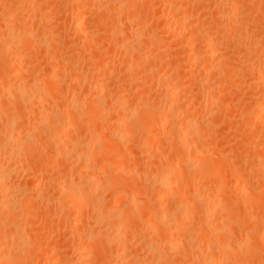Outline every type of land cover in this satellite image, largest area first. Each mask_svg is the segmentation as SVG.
<instances>
[{
	"label": "rangeland",
	"instance_id": "rangeland-1",
	"mask_svg": "<svg viewBox=\"0 0 264 264\" xmlns=\"http://www.w3.org/2000/svg\"><path fill=\"white\" fill-rule=\"evenodd\" d=\"M0 41V264H264V0H0Z\"/></svg>",
	"mask_w": 264,
	"mask_h": 264
},
{
	"label": "bare ground",
	"instance_id": "bare-ground-1",
	"mask_svg": "<svg viewBox=\"0 0 264 264\" xmlns=\"http://www.w3.org/2000/svg\"><path fill=\"white\" fill-rule=\"evenodd\" d=\"M107 1H109V0H107ZM110 1H111V0H110ZM111 3H112V2H111ZM119 3H121V2H119ZM114 4H117V5H118V3H115V2H114ZM124 4H125V3H123V5H124ZM120 5H121V4H120ZM113 7H117V6H114V5H113ZM121 7H122V6H121ZM123 7H124V6H123ZM123 7H122V8H123ZM122 8H121V9H122ZM115 9H116V8H114V13H115ZM117 9H118V11H120V10H119V7H118ZM124 10H126V9H124ZM121 11H122V10H121ZM112 13H113V12H112ZM117 16H118V15H117ZM113 17L116 18L115 16H113ZM119 19H120V18H119ZM116 20H117V19H116ZM120 20H121V19H120ZM114 21H115V20H114ZM114 21H113V19H112L111 22H114ZM115 22H116V21H115ZM118 23H119V22H118ZM123 26H124V25H123ZM118 28H119V27H118ZM111 29H112V27H111ZM121 29H122V28H121ZM121 29H120V30H121ZM136 30H137V29H136ZM114 31H115V30H114ZM116 31H117V30H116ZM118 31H119V29H118ZM122 31H123V30H122ZM120 32H121V31H120ZM122 33H125V32H122ZM116 35H118V34H116ZM119 35H122V34H119ZM119 35H118V36H119ZM122 36H126V33H125V35L123 34ZM124 38H125V37H123V38L120 37V39H122V40H123ZM3 41H4V40H3ZM0 42H1V41H0ZM4 42H5V41H4ZM10 42H11V41H10ZM125 42H126V41H125ZM127 43H128V42H127ZM2 44H4V43L2 42ZM6 44H7V43H6ZM4 45H5V44H4ZM2 46H3V45H2ZM125 46H126V45H125ZM5 47H7V46L5 45ZM130 47H131V46H130ZM126 48H127V47H126ZM147 55H148V54H147ZM149 57H150V56H149ZM197 58H198V57H197ZM147 59H149V58H147ZM193 59H194V57H193ZM198 59H199V58H198ZM200 59H201V58H200ZM200 59H199V60H200ZM145 60H146V59H145ZM150 61H152V60H150ZM150 61H149V62H150ZM194 61H196V59H195ZM8 62H9V61H8ZM8 62H7V63H8ZM147 62H148V61H147ZM9 66H10V65H9ZM21 69H22V68H21ZM21 69H20V70H21ZM8 70H9V69H8ZM12 70H13V68H12ZM23 70H24V69H22L21 71H23ZM24 71H25V70H24ZM8 72H9V71H8ZM8 72H7V74H8ZM4 74H5V73H4ZM10 75H11V73H10ZM10 75H8V78L10 77ZM70 75H71V74H70ZM70 75H69V76H70ZM72 75H74V74H72ZM50 76L52 77V75H50ZM70 77H71V76H70ZM8 78H6V79H8ZM35 78H36V77H35ZM53 78H54V77H52L51 79L53 80ZM67 78H68V77H67ZM48 79H50V78H48ZM57 79H58V78H57ZM72 79H73V78H72ZM58 80H59V79H58ZM58 80L54 79V81H56V82H58ZM73 80H74V79H73ZM42 81H44V79H43ZM45 81H46V80H45ZM47 81H48V80H47ZM75 81H76V80H75ZM36 82H37V81H36ZM60 82H61V81H60ZM72 82H73V81H72ZM34 83H35V82H34ZM34 83H33V84H34ZM39 83H40V82H39ZM39 83H38V84H39ZM42 83H43V82H42ZM70 83H71V82H70ZM35 84H36V83H35ZM31 86H32V85H31ZM31 86L29 85V87H31ZM34 86H36V85H34ZM24 87H25V86H24ZM29 87H28V88H25V89H26V90H28V89L31 90L32 87H31V89H30ZM38 87H39V86H38ZM17 88H18V87H17ZM33 88H34V87H33ZM8 90L12 91V89H10V88L7 89V91H8ZM14 91H15V90H14ZM14 91H12V92H14ZM21 92H22V91H21ZM5 93H7V92H5ZM23 93H26V92H23ZM11 94H12V93H10V95H11ZM13 94H15V93H13ZM19 95H20V93H19ZM15 96H16V95H15ZM17 96H18V95H17ZM21 96H22V95H21ZM0 97H1V96H0ZM19 97H20V96H19ZM19 97H18V98H19ZM18 98H17V99H18ZM24 98H25V96H24ZM24 98H23V99H24ZM26 98H27V97H26ZM26 98H25V99H26ZM19 99H22V98L20 97ZM93 99H96V98H93ZM21 101H22V100H21ZM24 101H25V100H24ZM38 101H39V100H38ZM97 102H98V101H97ZM38 103H39V102H38ZM21 104H22V103H21ZM33 104H34V103H33ZM95 104H96V103H95ZM98 104H100V103H98ZM101 104H102V103H101ZM37 105H38V104H37ZM96 105H97V104H96ZM115 105H116V104H115ZM115 105H114V106H115ZM42 106H43V105H42ZM94 106H95V105H94ZM67 107H68V106H67ZM97 107H98V105H97ZM111 107H112V109L114 108L113 106H111ZM111 107H110V108H111ZM42 108H43V107H42ZM45 108H46V106H45V104H44V108H43V109H45ZM98 108H99V107H98ZM103 108H104V107H103ZM43 109H42V110H43ZM65 109H66V108H65ZM0 110H1V109H0ZM1 111L4 112L5 110H4V111L1 110ZM39 111H40V110H39ZM45 111H46V110H45ZM50 111H51V110H50ZM98 111H99V110H98ZM2 112H0V113H2ZM27 112H29V110H27ZM56 112H57V111H56ZM23 113H24V112H23ZM29 113H32V111L29 112ZM41 113H42V112H41ZM49 113H51V112H49ZM70 113H71V112H70ZM124 113H125V112H124ZM124 113H123V114H124ZM24 114H25V113H24ZM44 114H45V113H44ZM55 114H56V113L54 112V115H55ZM4 115H5L6 120H7V117H8V116H6L5 112H4ZM4 115L2 114V115H0V116L3 117ZM49 115H51V114H49ZM52 115H53V114H52ZM54 115H53V116H54ZM43 116H44V115H43ZM53 116H49V117H53ZM125 116H127V114H125ZM10 117H11V116H10ZM10 117H8V118L11 119ZM20 117H21V116L19 115L18 119H19ZM45 117H46V116H45ZM49 117H48V118H49ZM120 117H121V116H120ZM122 117H123V115H122ZM22 118H24V117H22ZM48 118H44V120H43V117H42V118L40 117L39 119L43 120L44 122H45V120H46V122H47V121H48V122L51 121V118H49L50 120H49ZM53 118H54V117H53ZM117 118H118V117H117ZM123 118H124V117H123ZM127 118H128V117H127ZM0 119H1V118H0ZM3 119L5 120V118L3 117V118L1 119L2 122L4 121ZM9 119H8L7 121H10ZM14 119H15V118H14ZM16 119H17V118H16ZM39 119H38V120H39ZM47 119H48V120H47ZM57 119H58V118H57ZM57 119L54 118V119H52V120H53V121L55 120V122H56ZM118 119H119V118H118ZM6 120H5V121H6ZM12 120H13V119H11V121H10L11 123H12ZM20 120H21V119H20ZM20 120H19V121H20ZM27 120H28V119H27ZM124 120H125V121H124ZM21 121L24 122L25 120H21ZM60 121H61V120H60ZM120 121H121V122H126V117H125V119H123V120L120 119ZM2 122H1V123H2ZM22 122H18V121H17L18 124H20V123H22ZM41 122H42V121H41ZM44 122H43V123H44ZM71 122H72V121H70V123H71ZM112 122H113V121H112ZM117 122H118V121H117ZM121 122H120V123H121ZM1 123H0V129H1V128L3 129V126L6 125V124H2V126H1ZM6 123H7V122H6ZM35 123H36V122H34V124H35ZM51 123H52V122H51ZM51 123H50V124H49V123L46 124V127H48V125H50V127H48V128H49V129L51 128V129H50L51 131L48 130L49 132H52V125L55 124L54 122H53V124H51ZM190 123H191V122H190ZM18 124H15V125H12V124H11V125H12L11 127L15 126V127H13V129H16V126H17ZM39 124H40V123H39ZM59 124L62 125L63 123L60 122ZM59 124H58V122H57V124H56L55 126L53 125V126L57 129V131L59 130L58 128L61 129V128H63L62 126H64V124H63L62 126L59 125ZM68 124H69V123H68ZM113 124H114V123H113ZM9 125H10V124H9ZM9 125L7 124L8 128H9ZM24 125H25V124H24ZM43 125H44V124H43ZM58 125H59V127H57ZM69 125H70V124H69ZM41 126H42V125H41ZM4 127H5V126H4ZM21 127H23V126H21ZM8 128H7V129H8ZM44 128H45V126H44ZM5 129H6V127H5ZM9 129H11V128H9ZM46 130H47V129H46ZM46 130H45V131H46ZM23 131H24V130H23ZM41 131H42V130H41ZM43 131H44V129H43ZM55 131H56V130H55ZM55 131H54V132H55ZM4 132H6V131H4ZM17 132H18V131H17ZM170 132H171V131H170ZM177 132H178V130H177ZM179 132H182V131L180 130ZM179 132H178V133H179ZM52 133H53V132H52ZM5 134H6V133H5ZM22 134H23V133H22ZM55 134L57 135L58 133L55 132ZM59 134H60V133H59ZM166 134H167V133H166ZM7 135H8V133H7ZM18 135H21V134H18ZM24 135H25V134H24ZM49 135H51V134H49ZM169 135H171V134H169ZM186 135H188L187 132H186ZM3 136H4V135H3ZM21 136H22V135H21ZM47 136H48V134H47ZM53 136H54V135H53ZM24 137L27 138L26 135H25ZM48 137H50V136H48ZM59 137H60V136H59ZM182 137H183V136H182ZM182 137H181V134H180V139H179V138H178V139H179L180 141H182V139H183ZM184 137H185V136H184ZM186 137H187V136H186ZM7 138H8V136H7V137L4 136V137L1 138V139L3 140V139H7ZM15 138H16V137H15ZM21 138L23 139V137H20V136H19L18 138H16V140L19 139V141L22 142V141H21V140H22ZM25 138H24V139H25ZM53 138L55 139L56 137H53ZM181 138H182V139H181ZM1 139H0V140H1ZM54 139H52V140H54ZM183 140H184V139H183ZM3 141H4V140H3ZM3 141H0V142H1L0 145L2 144ZM6 141H7V140H6ZM6 141H5V143H3L4 145L6 144ZM12 141H13V142H16V141H14L13 139H12ZM24 141H27V140H24ZM55 141H56V140H55ZM70 141H71V140H70ZM74 141H75V140H74ZM7 142H8V141H7ZM9 142H10V141H9ZM56 142H57V141H56ZM56 142H55V143H56ZM71 142H72V141H71ZM52 143H54V142H52ZM69 143H70V142H69ZM76 143H78V142H76ZM3 144L1 145V146H2L1 148L4 147V150H7L8 147H10V148L12 149V147H11V143H9L10 146L8 145V147H5ZM7 144H8V143H7ZM7 144H6V146H7ZM14 144H16V143H14ZM59 144H60V143H59ZM12 145H13V144H12ZM61 145H62V144H61ZM66 145H67V144H66ZM74 145H75V144L72 143V144L70 145V148H73ZM76 145H77V144H76ZM78 145H79V144H78ZM13 146L15 147V146H17V145H13ZM67 146H68V145H67ZM14 147H13V148H14ZM60 147L62 148L63 146H60ZM64 147H65V144H64ZM68 147H69V146H68ZM58 148H59V146H58ZM77 148H78V147H76V150H77ZM87 148H88V147H87ZM17 149H18V148H17ZM74 149H75V146H74ZM78 149H79V148H78ZM81 149H82V148H81ZM66 150H67V149H66ZM79 150H80V149H79ZM7 151H8V150H7ZM71 151H72V150H71ZM77 151H78V150H77ZM82 151H83V150H82ZM3 152H4V151H3ZM3 152H1V153H3ZM9 152H13V153H11V155H12V154L15 153V150H14V151H13V150H12V151L9 150ZM61 152H62V149H61ZM63 152H64V150H63ZM182 152H183V151H182ZM237 152H238V150H237ZM1 153H0V154H1ZM65 153H66V151H65ZM74 153H76V151H75ZM3 154H4V153H3ZM5 154L7 155L6 152H5ZM14 155H15V154H14ZM62 155H63V154H62ZM62 155H61V156H62ZM69 155H71V154H69ZM72 155H73V154H72ZM1 156H2V154H1ZM4 156H5V155H4ZM9 156H10V154H9ZM195 156H196V155H195ZM6 157H7V156H6ZM73 157H74V156H73ZM79 157H80V156H79ZM197 157H198V156H197ZM4 158H5V157H4ZM13 158H14V157H13ZM68 158H69V157H68ZM15 160H16V159H14V162H15ZM79 160H80V159H79ZM16 161H17V160H16ZM77 161H78V159H77ZM16 163H17V162H16ZM9 164H10V163H9ZM184 164H185V162H184ZM186 164H187V163H186ZM186 164H185V167H186ZM10 165H11V164H10ZM187 165H188V164H187ZM11 166H12V165H11ZM179 166H180V165H179ZM86 167H87V165H86ZM182 167H183V164H182ZM187 167H188V166H187ZM9 169H10V168H9ZM84 169H85V168H84ZM90 169H91V168H90ZM88 171H89V170H88ZM85 172H86V171H85ZM213 173H214V172H213ZM2 174H3V173H2V171L0 170V176H1ZM7 174H8V173H7ZM87 174H88V173H87ZM87 174L85 175L86 177H87ZM134 174H135V173H134ZM67 175H68V174H67ZM83 176H84V175H83ZM88 176H89V174H88ZM132 176H133V175H132ZM138 176H139V175H138ZM6 177H7V176H6ZM133 177H134V176H133ZM219 177H220V175H219ZM1 178H3V179H0V183L2 184L3 182H1V181H2V180L5 181V178H4V177H1ZM64 178H66V177H64ZM90 178H91V177H90ZM8 179H9V178H8ZM66 179H67V178H66ZM86 180H87V178H86ZM67 181H68V180H67ZM67 181H65V183H66ZM81 181H82V179H81ZM84 181H85V180H84ZM84 181H83V182H84ZM87 181L91 182L90 180H87ZM87 181H85L84 183L81 182L80 185H79V187L77 186L78 188H81V187H82L81 184L85 185L86 187H85V188L82 187V188H84L86 192L84 191V189L80 190V189H78L77 187H74V188H75V189L77 188V189L80 191V194H84V193H86L85 195H89V198H90V193H92L93 190H95V186H98V185H95L94 182H93V184L95 185V186H94V185L92 184V182L89 183V182H87ZM110 181H111V180H110ZM113 181H114V180H113ZM63 182H64V181H63ZM79 182H80V181H79ZM11 183H12V182H11ZM3 184H4V186H5V182H4ZM66 184H68V182H67ZM66 184H63V185H66ZM110 184H111V182H110ZM112 184H113V183H112ZM11 185H13V184H11ZM92 185H93V186H92ZM185 185H186V184H185ZM1 187H3V186L1 185ZM1 187H0V188H1ZM9 187H10V186H9ZM72 187H73V186H72ZM93 187H94V188H93ZM99 187H100V186H99ZM112 187H114V186L112 185ZM206 187H207V186H206ZM4 188H6V186H5ZM4 188H1V189H0V195H1V194L3 195L4 191H3V193H2L1 190L4 189ZM65 188H69V187L66 186V187H64L63 189L65 190ZM92 188H93V190H92ZM244 188H245V187H244ZM249 188H250V187H249ZM27 189H31V187H28ZM77 189L75 190L76 192H77ZM96 189H97V187H96ZM207 189H209V188H207ZM4 190H5V189H4ZM36 190H37V189H36ZM36 190H35V191H36ZM67 190H69V189H67ZM70 190L72 191L73 189L71 188ZM100 190H102V189H100ZM216 190H217V189H216ZM246 190H247V189H246ZM8 191H9V190H8ZM75 191H73V192H75ZM82 191H84V192L81 193ZM244 191H245V189H244ZM211 192H212V191H211ZM211 192H210V194H211ZM26 193H27V192H26ZM34 193H35V192H34ZM87 193H88V194H87ZM95 193H96V192H95ZM215 193H216V192H215ZM222 193H223V192H222ZM6 194H8V193H6ZM28 194H30V193H28ZM28 194H27V195H28ZM31 194H32V193H31ZM31 194H30V195H31ZM93 194H94V193H93ZM98 194H99V193H98ZM205 194H206L207 196L210 195V194H208V193H205ZM219 194L221 195V193H219ZM2 195H1V197H2ZM214 195H216V194H213L212 196H214ZM223 195H224V194H223ZM3 196H4V195H3ZM28 196H29V195H28ZM34 196H36V195H34ZM81 196H82V195H81ZM91 196H92V195H91ZM5 197H6V195H5ZM96 197H97V196H96ZM98 197H99V196H98ZM118 197L121 198V195H119ZM125 197H126V196H125ZM216 197H217V196H216ZM218 197H220V196H218ZM125 199H126V198H125ZM140 200H141V199H140ZM196 201H197V200H196ZM200 201H201V200H200ZM200 201H199V203H200ZM0 203H1V202H0ZM196 203H197V202H196ZM6 205H7V204H6ZM124 205H125V204H124ZM128 205H129V203H128ZM0 206H3V205L1 204ZM8 206H10V205H8ZM126 206H127V205H126ZM5 207H6V206H5ZM3 208H4V206L2 207V210H3ZM10 208H11V209H10ZM10 208L7 207V210L10 209V210H8V211H10V212H8V211H7V212L10 213V215H13V213H12L11 211H14V209H13L12 207H10ZM131 208H132V207H131ZM0 209H1V208H0ZM133 209H134V208H133ZM215 210H216V209H215ZM217 210H218V209H217ZM0 211H1V210H0ZM3 211H4V210H3ZM121 211H122V210H121ZM123 211H124V210H123ZM133 211H134V210H133ZM4 212L7 214V215H6L7 217L5 216V218H4V217H2V215H0V216H1L2 218H4V219H7V220H8L7 223H8V222H11V220H12L13 223L17 224V222H16V220H15V218H16L17 215H16V216L13 215L15 218H13V216H12L13 219L10 220L9 218H10L11 216L8 218V216H9L8 213H7L6 211H4ZM4 212H3V215H5ZM125 212H126V211H125ZM212 212H213V211H212ZM214 212H215V211H214ZM214 212H213V213H214ZM1 213H2V211H1ZM123 213H124V212H123ZM215 213H216V212H215ZM14 214H16V213H14ZM210 214H211V213H210ZM210 214H209V215H210ZM126 215H127V216L129 215L128 211H127L126 213H124V215L122 214V216H124L125 221H126V220L128 221L129 218L126 219V218H125V217H127ZM211 215H213V214H211ZM211 215H210V216H211ZM111 216H112V215H111ZM131 216H132V215H130V217H131ZM116 217H117V216H116ZM155 217H156V216H155ZM160 217H161V216H160ZM200 217H201V216H200ZM205 217H206V216H205ZM208 217H209V216H208ZM211 217H213V216H211ZM105 218H106V217H105ZM16 219H17V218H16ZM114 219H115V218H114ZM116 219H117V218H116ZM120 219H121V216H120V218H119L118 220H120ZM124 219H123V217H122L121 220H124ZM201 219H202V218H201ZM203 219H204V217H203ZM206 219H207V218H206ZM206 219H205V221H206ZM210 219H211V218H210ZM212 219H213V218H212ZM9 220H10V221H9ZM5 221H6V220H5ZM14 221H15V222H14ZM201 221H203V220H201ZM209 221H210V220H209ZM122 222H123V221H122ZM131 222H132V221H131ZM5 223H6V222H5ZM11 223H12V222H11ZM13 223H12V224H13ZM117 223L119 224L118 221H117ZM129 223H130V222H129ZM233 223L235 224V222H233ZM0 224H1V223H0ZM3 224H4V223H3ZM3 224H2V225H3ZM113 224H114V223H113ZM118 224H117V225H118ZM126 224H127V223H126ZM126 224L123 222V225H122L121 227H123L124 225H125V227H128ZM8 225L11 226V224L8 223V224L6 225V228H7ZM130 225H131V224H130ZM148 225H149V224H148ZM201 225H202V224H201ZM206 225H207V223H206ZM235 225H236V224H235ZM4 226H5V225H4ZM4 226H3V227H4ZM10 226H8V227H10ZM13 226H16V225L13 224ZM17 226H18V225H17ZM118 226H119V225H118ZM153 226H155V225H153ZM156 226H157V225H156ZM203 226H204V225H203ZM115 227H116V226H115ZM125 227H124V228H125ZM204 227H205V226H204ZM232 227H233V226H232ZM10 228H11V227H10ZM12 228H15V227H12ZM12 228H11V229H12ZM119 228H120V227H119ZM139 228H140V227H139ZM150 228H151V227H150ZM156 228H157V227H156ZM160 228H161V227H159V229H160ZM205 228H206V227H205ZM233 228H234V227H233ZM11 229L8 228V230H11ZM117 229H118V228H117ZM128 229H129V228H128ZM128 229H127V230H128ZM130 229H131V228H130ZM132 229H133V226H132ZM163 229H164V228H163ZM165 229H166V228H165ZM0 230H1V228H0ZM3 230H5V229H3ZM17 230H18V229H17ZM17 230H16V231H17ZM153 230H155L154 227H153ZM185 230H186V229H185ZM133 231H134V230H133ZM158 231H159V230H158ZM158 231H156V232H158ZM165 231H166V230H164V232H165ZM180 231H181V230H180ZM147 232H148V230H147ZM150 232H151V229H150ZM154 232H155V231H154ZM156 232H155V233H156ZM164 232H161V234L164 233ZM169 232H170V231H169ZM8 233H9V232H8ZM8 233L5 232L4 235H6V234H8ZM10 233H11V231H10ZM14 233H16V232H14ZM130 233H131V232H130ZM182 233H183V232H182ZM184 233L187 234L186 232H184ZM184 233H183V234H184ZM1 234H2V231L0 232V237L2 236L0 239L3 240V237H4V236L1 235ZM136 234H137V233H136ZM157 234H158V233H157ZM159 234H160V233H159ZM91 235H92V234H91ZM113 235H114V234H113ZM166 235H167V233H166ZM166 235H165V236H166ZM252 235H253V234H252ZM7 236H8V235H7ZM7 236H6V237H7ZM12 236H13V235H12ZM12 236H11V238H12ZM89 236H90V235H89ZM99 236H102V235H99ZM165 236H164V237H165ZM176 236H177V235H176ZM183 236H184V235H183ZM253 236H254V235H253ZM260 236H261V239L264 238V235H263V234L260 235ZM91 237H92V236H90L89 238L92 239ZM97 237H98V236H97ZM97 237H95V239H93V240H94V241H96V239L98 240ZM102 237H103V236H102ZM102 237L99 238L100 242H99V240H98L97 242H99V243H101V244H103V242L106 243V242H105L106 240H103V241H102V239H103L104 237H106V236H104L103 238H102ZM115 237H116V236H115ZM138 237H140V235L137 236V239H138ZM151 237H152V236H151ZM151 237H150V238H151ZM153 237H154V236H153ZM160 237H161V235H160ZM162 237H163V236H162ZM164 237H163V238H164ZM87 238H88V237H87ZM101 238H102V239H101ZM108 238H109V237H108ZM132 238H133V236H132ZM134 238H135V237H134ZM134 238H133V239H134ZM141 238H142V237H141ZM144 238H145V237H144ZM5 239H6V238H5ZM7 239H8V237H7ZM90 239H88V240L92 242V240H90ZM104 239H105V238H104ZM110 239H112V238H110ZM119 239H120V238H118V239L116 238V240H115V241L118 243V245H117V243H116V245H117L116 248L119 247V246H120V247H123V246H124V248H125V246H127V245H128L127 247H129V244L126 243V242H127L126 240H123V241H122V239H121V240H119ZM125 239H126V238H125ZM133 239H132V240H133ZM147 239H148V238H147ZM161 239H162V238H161ZM167 239H168V238H167ZM182 239H183V238H182ZM113 240H114V239H113ZM164 240H165V238H164ZM262 240H263V239H262ZM0 241H1V240H0ZM3 241H4V240H3ZM8 241L10 242V240H8ZM20 241H21V240H20ZM94 241H93V242H94ZM110 241H111V240H110ZM136 241H137V240H135V242H136ZM140 241H141V240H140ZM140 241H139V242H140ZM162 241H163V240H162ZM11 242H12V241H11ZM28 242H29V241H28ZM108 242H109V240H108ZM108 242H107V244H110V242H109V243H108ZM111 242H112V241H111ZM149 242H150V240H149ZM166 242L168 243L169 241L167 240ZM23 243H24V242H23ZM88 243H89V242H88ZM112 243H113V242H112ZM114 243H115V242H114ZM155 243H156V242H155ZM155 243H154V244H155ZM159 243H160V242H159ZM167 243L164 242V243H163L164 246H165V245H169V243H168V244H167ZM174 243H175V242H174ZM181 243L184 244L183 242H181ZM186 243H187V242H186ZM202 243H203V242H202ZM31 244H32V242H31ZM107 244H106V247H107ZM126 244H127V245H126ZM149 244H150V243H149ZM154 244L152 243L153 246H154ZM163 244H159L160 247H161ZM179 244H180V240H179ZM12 245H14V244H12ZM25 245H26V243H25ZM104 245H105V244H104ZM114 245H115V244H114ZM122 245H123V246H122ZM152 245H151V246H152ZM175 245H176V244H175ZM201 245H203V244H201ZM229 245H230V244H229ZM108 246H109V245H108ZM164 246H162L163 249H164ZM238 246H239V245H238ZM240 246H241V245H240ZM110 247L112 248V246H110ZM110 247H109V248H110ZM120 247H119V248H120ZM167 247H168V246H167ZM198 247H199V246H198ZM205 247H206V246H205ZM227 247H229V246H227ZM233 247H236V246H233ZM1 248H2V247H1ZM1 248H0V249H1ZM22 248H23V250H24V246H23ZM37 248H38V247H37ZM97 248H98V247H97ZM107 248H108V247H107ZM113 248H114V247H113ZM129 248H130V247H129ZM150 248H151V247H150ZM153 248H154V247H153ZM190 248H191V246H190ZM200 248H202V247H200ZM10 249H11V248H10ZM17 249H18V248H17ZM19 249H20V248H19ZM125 249H126V248H125ZM134 249H135V248H134ZM137 249H138V248H137ZM163 249H162V250H163ZM203 249H204V248H203ZM224 249H225V248H224ZM232 249H233V248H232ZM236 249H237V248H236ZM1 250H3V249H1ZM11 250H12V249H11ZM11 250H10V251H11ZM36 250H37V249H36ZM40 250H41V248H40ZM138 250H139V249H138ZM164 250H165V249H164ZM234 250H235V248H234ZM239 250H240V249H239ZM8 251H9V250H8ZM10 251H9V252H10ZM33 251H35V249H34ZM42 251H44L43 248H42ZM111 251H113V250H111ZM152 251H153V250H152ZM12 252H13V250H12ZM12 252H11V254H12ZM35 252H36V251H35ZM45 252H46V251H45ZM109 252H110V251H109ZM164 252H166V250H165ZM167 252H168V251H167ZM0 253H1V252H0ZM2 253H3V252H2ZM28 253H29V252H28ZM41 253H44V252H41ZM138 253H140V252L138 251ZM4 254H6V253H3V256H4ZM7 254H8V253H7ZM9 254H10V253H9ZM13 254H14V253H13ZM13 254H12V255H13ZM16 254H17V253H16ZM32 254H33V253H32ZM105 254H106V253H105ZM110 254H111V253H110ZM125 254H126V253H124V255H125ZM160 254H162V252H160ZM163 254H164V253H163ZM166 254H167V253H166ZM166 254L163 255V256L167 257ZM12 255H11V256H12ZM25 255H26V254H25ZM25 255H24V256H25ZM28 255H29V254H28ZM106 255H107V254H106ZM124 255H123V256H124ZM126 255H127V254H126ZM137 255H138V254H137ZM158 255H159V254H158ZM158 255H157V256H158ZM26 256H27V255H26ZM114 256L118 257L117 255H114V253H113V257H114ZM129 256H130V255H129ZM149 256H150V255H149ZM153 256H154V254H153ZM153 256H152V257H153ZM155 256H156V255H155ZM159 256H161V255H159ZM159 256H158V257H159ZM0 257H1V256H0ZM17 257L19 258V255H18ZM17 257L15 256V258H17ZM150 257H151V256H150ZM165 257H164L163 259H165ZM25 258H26V257H25ZM31 258H32V257H31ZM106 258H107V257H106ZM129 258H130V257H128V259H129ZM145 258H146V257H145ZM154 258H156V257H154ZM154 258H153V259H154ZM2 259H3V258H1V260H2ZM21 259H22V258H20V260H21ZM49 259H50V258H49ZM107 259H108V258H107ZM111 259H112V258H111ZM115 259H117V258H115ZM122 259H123V258H122ZM125 259H126V257H125ZM128 259H127V260H128ZM130 259H133V257L130 258ZM130 259H129V260H130ZM142 259H143V257H142ZM150 259H151V258H150ZM153 259H152V260H153ZM156 259H157V258H156ZM156 259H155V260H156ZM214 259L216 260V257H215ZM10 260H11L10 262H12V259H11V258H10ZM24 260H26V259H24ZM27 260H28V259H27ZM30 260H31V259H30ZM117 260H118V259H117ZM137 260H138V259H137ZM152 260H151V261H152ZM166 260H168V259L166 258L164 261H166ZM14 261H15V260H14ZM68 261H70V260H68ZM111 261H112V260H111ZM113 261H114V260H113ZM118 261H119V260H118ZM130 261H131V260H130ZM132 261H133V260H132ZM134 261H135V260H134ZM141 261H142V260L140 259V262H141ZM3 262H5V261L3 260ZM6 262H7V261H6ZM23 262H24V261H23ZM27 262H30V261H27ZM51 262H53V261H51ZM57 262H58V260H57ZM140 262H138V263H140ZM7 263H8V262H7ZM12 263H13V262H12ZM111 263H112V262H111ZM130 263H131V262H130ZM135 263H137V262H135ZM163 263H164V262H163ZM167 263H168V262H167ZM167 263H166V264H167ZM24 264H28V263H25V262H24ZM59 264H60V263H59ZM120 264H121V263H120ZM127 264H128V263H127ZM131 264H134V263H131ZM142 264H143V263H142ZM155 264H156V263H155ZM164 264H165V263H164ZM168 264H169V263H168ZM212 264H213V263H212ZM214 264H215V261H214Z\"/></svg>",
	"mask_w": 264,
	"mask_h": 264
}]
</instances>
